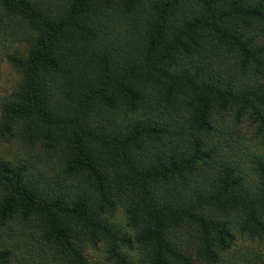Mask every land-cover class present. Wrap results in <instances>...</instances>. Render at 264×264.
<instances>
[{
	"label": "trees",
	"instance_id": "1",
	"mask_svg": "<svg viewBox=\"0 0 264 264\" xmlns=\"http://www.w3.org/2000/svg\"><path fill=\"white\" fill-rule=\"evenodd\" d=\"M18 22L0 264H264V0H0V54Z\"/></svg>",
	"mask_w": 264,
	"mask_h": 264
},
{
	"label": "rangeland",
	"instance_id": "2",
	"mask_svg": "<svg viewBox=\"0 0 264 264\" xmlns=\"http://www.w3.org/2000/svg\"><path fill=\"white\" fill-rule=\"evenodd\" d=\"M17 33L12 35L11 32L7 35V40H5L2 44V51L0 54V103L1 101L11 94V92L17 86V83L20 80V73L14 67L10 65L5 57V53L7 52H14L16 49L24 50L27 41L25 35V28L23 25H20L18 22L17 24ZM14 32V31H13ZM18 151V144L17 143H3L0 144V153L4 154L8 157H13V155ZM255 151L259 153L260 151H264V146L257 142L255 145ZM123 210L119 209L116 214L117 222H123L122 219ZM93 260L101 263V264H110L106 263L104 259V254L102 250H94L92 251Z\"/></svg>",
	"mask_w": 264,
	"mask_h": 264
}]
</instances>
